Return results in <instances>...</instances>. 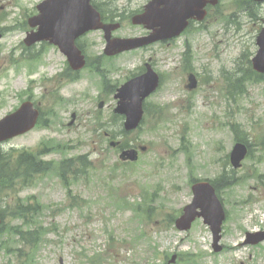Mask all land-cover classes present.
Segmentation results:
<instances>
[{"label": "rangeland", "instance_id": "rangeland-1", "mask_svg": "<svg viewBox=\"0 0 264 264\" xmlns=\"http://www.w3.org/2000/svg\"><path fill=\"white\" fill-rule=\"evenodd\" d=\"M40 1L0 0V24L6 28L0 39V118L31 96L49 119L48 126L36 127L5 147L36 151L40 143L57 139L64 152H49L44 158L87 154L93 163L87 177L72 183V195L78 199L68 197L55 171L16 190L23 198L34 195L29 200L41 206L33 221L29 215L15 216L12 211L17 210L5 214L0 264H92L90 257L98 252L107 254L102 264H167L174 253L182 254L174 264H264V241L242 244L247 232L264 229V80L246 82L242 90L234 89V96L227 91V77L249 72L257 50L253 22L227 25V17L237 12L236 0H222L221 22L205 32L193 30L175 45L156 44L112 59L104 58L103 32L92 31L81 38L83 49L90 62L100 60L109 80L92 71V62L74 81L62 76L66 57L58 47L24 43L31 30L28 18L38 12ZM96 1L123 15L115 35L146 32L131 22L146 0ZM186 43L191 45L188 67ZM36 50L41 58L27 60ZM149 57L163 82L148 100L152 112L142 125L117 138L137 148L147 146L145 151L139 148L137 162L124 165L118 150L94 129L114 113L117 100L111 86L117 89L141 72ZM190 71L199 79L193 90L187 87ZM232 123H238L246 137L240 136L252 143L238 169L229 159L237 137ZM194 178L224 179L216 182L227 210L220 252L214 251L212 232L202 218L187 232L168 225V215L192 200ZM3 207L10 205L0 195ZM31 227L38 230L33 246L22 243L17 234Z\"/></svg>", "mask_w": 264, "mask_h": 264}, {"label": "water", "instance_id": "water-1", "mask_svg": "<svg viewBox=\"0 0 264 264\" xmlns=\"http://www.w3.org/2000/svg\"><path fill=\"white\" fill-rule=\"evenodd\" d=\"M90 2L91 0H53L48 8L43 6V10L47 11L48 14L37 18L41 24L40 32L36 34L38 38L52 37L53 42L59 44L62 50L74 60L73 65L75 68L84 65V57L75 45V39L80 34L89 29L103 27L110 35L111 29L118 26L112 27L102 24L99 12ZM199 2V0H153L148 6L149 22L153 26H161V32L157 33L158 38L179 34L186 26L187 18L198 12V7L195 5ZM161 5H164V7L161 8ZM151 24L150 26H152ZM108 34L106 36L110 39ZM148 41L150 39H112L109 40L107 52H119L142 45ZM258 43L261 48L254 59V65L256 69L264 71V30ZM157 84V74L150 71L131 80L119 89L117 96L121 97L122 101L118 110L127 114L126 127L128 129L139 124L143 116V100L156 88ZM31 109V104L25 103L20 110L0 121V141L23 133L33 127L38 111L32 112ZM246 152L247 149L243 144L236 145L232 154L235 166L240 165V161L244 158ZM136 154L135 150H131L125 152L123 156L128 155V157L135 159ZM194 192L195 200L185 208L184 214L177 220V226L181 230L189 229L197 216H204L206 222L211 224L215 244H217L221 238L219 233L225 219L222 204L215 195L214 188L209 183L195 185ZM198 207L201 208V211H197ZM248 237V242H256L264 239V232L258 234L248 233ZM174 260L175 256L172 261Z\"/></svg>", "mask_w": 264, "mask_h": 264}, {"label": "trees", "instance_id": "trees-1", "mask_svg": "<svg viewBox=\"0 0 264 264\" xmlns=\"http://www.w3.org/2000/svg\"><path fill=\"white\" fill-rule=\"evenodd\" d=\"M10 155L11 153H3L0 147V195H4L3 197L6 198L14 191L17 180L20 184H28L35 178L36 173L45 171L47 164H49L39 162L36 156L30 152L21 153L17 161L13 160ZM11 210H17L15 212L12 211L15 216L25 214L26 216L29 215L33 217L32 213L34 214L36 207L31 205H17ZM7 212L8 209L5 210L4 214L0 211V215L4 217ZM30 221H32V219ZM172 221L171 219V223ZM17 234L31 245L35 244L38 240L34 237H38V235H36L38 234L37 229L35 231L18 230Z\"/></svg>", "mask_w": 264, "mask_h": 264}, {"label": "flooded vegetation", "instance_id": "flooded-vegetation-1", "mask_svg": "<svg viewBox=\"0 0 264 264\" xmlns=\"http://www.w3.org/2000/svg\"><path fill=\"white\" fill-rule=\"evenodd\" d=\"M251 6H259V7L263 8L264 7V2L259 3V2H255V1L252 0L251 1ZM192 23L197 26L196 20H193Z\"/></svg>", "mask_w": 264, "mask_h": 264}, {"label": "bare ground", "instance_id": "bare-ground-1", "mask_svg": "<svg viewBox=\"0 0 264 264\" xmlns=\"http://www.w3.org/2000/svg\"><path fill=\"white\" fill-rule=\"evenodd\" d=\"M239 77H240V74L231 76V78H232L233 80H238Z\"/></svg>", "mask_w": 264, "mask_h": 264}]
</instances>
